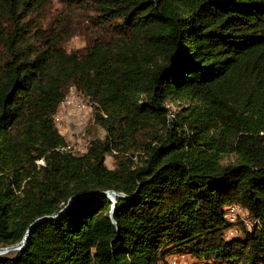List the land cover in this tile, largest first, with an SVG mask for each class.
I'll list each match as a JSON object with an SVG mask.
<instances>
[{
  "label": "trees",
  "instance_id": "1",
  "mask_svg": "<svg viewBox=\"0 0 264 264\" xmlns=\"http://www.w3.org/2000/svg\"><path fill=\"white\" fill-rule=\"evenodd\" d=\"M75 2L99 29L67 51L48 0H0V247L55 216L0 264H264V0ZM71 86L104 129L77 153Z\"/></svg>",
  "mask_w": 264,
  "mask_h": 264
},
{
  "label": "rangeland",
  "instance_id": "2",
  "mask_svg": "<svg viewBox=\"0 0 264 264\" xmlns=\"http://www.w3.org/2000/svg\"><path fill=\"white\" fill-rule=\"evenodd\" d=\"M91 12L87 6H80L75 0H48V8L38 20L45 32H48L49 27L59 26L60 22L65 26L67 34L63 38L62 44L67 51L82 49L87 44L91 43L96 37V27L90 19ZM178 102H169V107L173 110L178 108ZM60 114L64 121V126L60 132L67 139V143L71 147H84L87 142L97 136L104 135V129L94 120V108L86 116H81L77 112L68 107H60ZM105 163L108 167H113L114 158L107 154ZM226 216H228V207H224ZM247 218L246 213H240L239 219ZM249 227V226H248ZM234 233V230H233ZM232 233V234H233ZM227 237L232 236L228 231ZM13 248L7 251H0V254H9L11 251H16ZM169 264H204L202 260L192 257L189 253L171 254L167 257Z\"/></svg>",
  "mask_w": 264,
  "mask_h": 264
},
{
  "label": "built area",
  "instance_id": "3",
  "mask_svg": "<svg viewBox=\"0 0 264 264\" xmlns=\"http://www.w3.org/2000/svg\"><path fill=\"white\" fill-rule=\"evenodd\" d=\"M68 107L70 109H72L73 111L77 112L78 114H80L81 116H86L89 112L92 111V105L90 103H88L85 99H83L79 92L76 90V88L74 86H71L69 88V91L67 93V95L65 96L64 100L62 101V103L59 106V109L57 110L56 114L54 115V123L56 125V127L61 130L64 126V121L61 117L60 114V107ZM169 116H173V113L170 112ZM89 145V141L87 142V144L84 147H71V144L67 143L65 145L59 146L57 147L58 149H62V150H68L70 152L73 153H77V152H83L86 150V148ZM38 163H43V160L40 159L37 161ZM228 207V219L230 221H235L237 218H239L240 213H246L247 211L245 209H243L241 206L235 204V203H231V204H227ZM248 217V215H247ZM242 220H244L245 224L247 226L251 225V221L247 218H243ZM229 232L232 234L233 230H229Z\"/></svg>",
  "mask_w": 264,
  "mask_h": 264
},
{
  "label": "water",
  "instance_id": "4",
  "mask_svg": "<svg viewBox=\"0 0 264 264\" xmlns=\"http://www.w3.org/2000/svg\"><path fill=\"white\" fill-rule=\"evenodd\" d=\"M101 194L108 195V197L113 201V203L111 205V209H110L111 211L115 207V203H116V200L115 199H116V197H121V198L127 197L123 192H119V191H116V190H113V189L107 190V191H104V192H100L99 195H101ZM80 197H81V195H73V196H71L70 199H69V201H68V204H70L72 201H74L75 199L80 198ZM51 217H55V216H44V217L38 218L33 224H31L28 227L25 236L19 242L15 243V244H12V245H9V246L0 247V250L2 251V250H7V249H13V248L19 249L26 242L30 230L33 227H35L36 224H38L40 221L45 220V219H48V218H51Z\"/></svg>",
  "mask_w": 264,
  "mask_h": 264
},
{
  "label": "bare ground",
  "instance_id": "5",
  "mask_svg": "<svg viewBox=\"0 0 264 264\" xmlns=\"http://www.w3.org/2000/svg\"><path fill=\"white\" fill-rule=\"evenodd\" d=\"M7 250H10V249H7ZM7 250H2V251H7ZM1 251V250H0Z\"/></svg>",
  "mask_w": 264,
  "mask_h": 264
}]
</instances>
